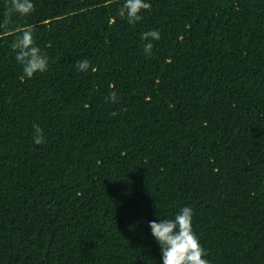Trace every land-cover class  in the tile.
Here are the masks:
<instances>
[{
  "label": "trees",
  "instance_id": "obj_1",
  "mask_svg": "<svg viewBox=\"0 0 264 264\" xmlns=\"http://www.w3.org/2000/svg\"><path fill=\"white\" fill-rule=\"evenodd\" d=\"M147 2L33 0L0 34V264H163L149 222L185 206L211 264H264V0ZM29 25L49 69L22 79Z\"/></svg>",
  "mask_w": 264,
  "mask_h": 264
},
{
  "label": "clouds",
  "instance_id": "obj_2",
  "mask_svg": "<svg viewBox=\"0 0 264 264\" xmlns=\"http://www.w3.org/2000/svg\"><path fill=\"white\" fill-rule=\"evenodd\" d=\"M113 0H107L105 6H110ZM152 4L147 0H124L118 9V16L126 19L128 23L135 24L143 19L142 13L150 10ZM35 5L33 0H8L4 19L0 22V34L8 35L9 25L13 17L29 16L33 13ZM34 27L29 25L16 29L15 40L12 49L16 53L15 59L22 66L23 77L32 78L37 73H44L49 69V56L43 52L36 43ZM161 34L158 29L141 33V40L146 41L144 52L151 56L154 48L153 41H159ZM88 59L76 62V69L85 72L91 68ZM95 71V68H92ZM110 87H114L110 85ZM118 94L112 91L106 99L112 103L118 102ZM112 115H116L113 113ZM33 140L37 145L46 142L43 128L39 124H33ZM194 210L185 206L172 219H162L157 223L155 220L149 222L152 235L161 247L163 264H211L207 259V250L203 247L194 229Z\"/></svg>",
  "mask_w": 264,
  "mask_h": 264
}]
</instances>
